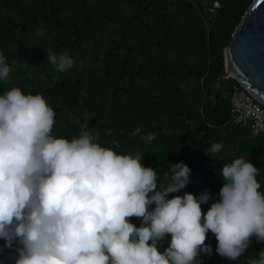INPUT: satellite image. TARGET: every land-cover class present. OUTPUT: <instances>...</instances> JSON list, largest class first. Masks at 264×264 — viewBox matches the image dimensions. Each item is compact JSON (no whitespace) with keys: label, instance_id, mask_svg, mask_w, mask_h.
Instances as JSON below:
<instances>
[{"label":"trees","instance_id":"1","mask_svg":"<svg viewBox=\"0 0 264 264\" xmlns=\"http://www.w3.org/2000/svg\"><path fill=\"white\" fill-rule=\"evenodd\" d=\"M253 2L0 0V53L12 69L10 80L0 81V95L13 87L42 94L55 112L52 134L69 140L80 130L77 121L90 115V128L100 133L98 143L119 154L142 155V165L157 172L158 186L170 183L164 173L171 164L184 162L191 169L190 183L168 198L198 197L207 190L212 199L201 205L203 213L218 200L222 166L235 158L249 159L259 169L257 181L264 192V132L229 120L238 82L219 80L225 64L218 55ZM44 49L68 52L73 67L56 71ZM137 127L141 135L155 133L156 139L148 143L132 137ZM221 142L224 148L214 158L204 154ZM129 219L140 226L142 218ZM170 239L158 242L161 252ZM205 243L213 254L201 253L202 264H248L264 249L252 238L235 261L216 254L211 231ZM14 256L0 239V264H15Z\"/></svg>","mask_w":264,"mask_h":264},{"label":"clouds","instance_id":"2","mask_svg":"<svg viewBox=\"0 0 264 264\" xmlns=\"http://www.w3.org/2000/svg\"><path fill=\"white\" fill-rule=\"evenodd\" d=\"M44 52L56 71L73 67L68 52ZM11 71L0 53V81L8 82ZM54 118L42 94L13 87L0 95V239L15 252V264H202L201 253L213 254L205 243L209 231L216 254L229 260L243 256L252 238L264 243V192L249 159L222 166L218 200L203 213L201 205L212 199L207 190L168 198L190 183L184 162L171 164L164 173L170 183L158 186L142 155L98 143L90 115L77 121L80 130L70 140L52 134ZM141 132L137 127L131 136L156 139ZM223 148L213 143L203 152L214 158ZM131 217L142 218L139 227ZM166 236L161 252L157 245ZM248 264H264V249Z\"/></svg>","mask_w":264,"mask_h":264},{"label":"water","instance_id":"3","mask_svg":"<svg viewBox=\"0 0 264 264\" xmlns=\"http://www.w3.org/2000/svg\"><path fill=\"white\" fill-rule=\"evenodd\" d=\"M221 58L225 72L219 80L234 78L264 105V0H254L244 13Z\"/></svg>","mask_w":264,"mask_h":264},{"label":"built area","instance_id":"4","mask_svg":"<svg viewBox=\"0 0 264 264\" xmlns=\"http://www.w3.org/2000/svg\"><path fill=\"white\" fill-rule=\"evenodd\" d=\"M229 120L254 133L264 132V105L239 82L231 93Z\"/></svg>","mask_w":264,"mask_h":264}]
</instances>
